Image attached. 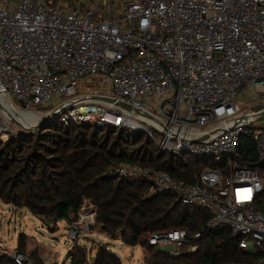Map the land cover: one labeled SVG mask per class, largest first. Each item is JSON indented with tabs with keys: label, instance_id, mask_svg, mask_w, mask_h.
I'll use <instances>...</instances> for the list:
<instances>
[{
	"label": "built area",
	"instance_id": "built-area-1",
	"mask_svg": "<svg viewBox=\"0 0 264 264\" xmlns=\"http://www.w3.org/2000/svg\"><path fill=\"white\" fill-rule=\"evenodd\" d=\"M63 3L0 0V118L27 129L7 106L34 113L60 97L54 112L65 125L141 132L160 154L203 161L192 182L140 165L115 173L147 183L148 197L170 194L206 211L204 231L227 227L241 251L259 255L234 264H264V171L234 160L249 138L264 166V107L244 111L264 100V0H105L100 16L65 12ZM93 79L108 83L101 96L131 105L144 122L94 100L81 86ZM67 225L74 249L95 233L96 208L86 201ZM203 232L153 234L148 242L180 257L199 251ZM9 256L35 264L18 251Z\"/></svg>",
	"mask_w": 264,
	"mask_h": 264
},
{
	"label": "trees",
	"instance_id": "trees-1",
	"mask_svg": "<svg viewBox=\"0 0 264 264\" xmlns=\"http://www.w3.org/2000/svg\"><path fill=\"white\" fill-rule=\"evenodd\" d=\"M234 160L242 167L264 171L249 138L241 140ZM124 164L161 170L192 182L206 163L160 154L141 132L91 123L65 125L48 117L38 128L0 139V201L29 211L48 227L59 221L71 224L88 201L96 208L99 231L112 240L120 238L127 246H141L143 264H234L259 256L241 251L240 238L233 237L227 227L204 231L209 219L206 211L183 206L170 194L148 197L147 183L115 173ZM170 231H186L189 238L204 231L199 251L169 257L149 244L150 235ZM18 252L43 264L26 252L24 236L19 238ZM0 264L15 263L11 256L1 255ZM71 264L123 262L106 245H99L92 256V249L78 244L71 251Z\"/></svg>",
	"mask_w": 264,
	"mask_h": 264
},
{
	"label": "rangeland",
	"instance_id": "rangeland-1",
	"mask_svg": "<svg viewBox=\"0 0 264 264\" xmlns=\"http://www.w3.org/2000/svg\"><path fill=\"white\" fill-rule=\"evenodd\" d=\"M49 1V0H48ZM117 2V0H115ZM105 0H95V3H91V0H65L63 3V10L65 12L73 9H82L83 13L87 12L93 15L100 16L97 12V7L104 5ZM88 81V82H87ZM87 84H83L82 88H90L93 82L86 80ZM100 86H108L104 80L98 81ZM89 85V86H88ZM91 94L101 96L103 93L97 92V90L90 91ZM248 94V92H247ZM246 94V95H247ZM60 97L53 99L40 109L34 111V113H25L15 109L14 107L7 106L10 112L19 119L23 125L27 128L41 124L44 118H58L60 116L54 115V110L60 105ZM264 107V100L261 103H254L252 109L245 108V113H251L253 110H258ZM114 111H119L118 108L109 107ZM131 118L144 122V119L135 113H127ZM264 116L259 117L258 122H263ZM145 125V123H143ZM147 125V124H146ZM149 126V125H148ZM20 126L16 121H5L0 118V139L6 140L10 134H16L19 131H28ZM68 225L65 221H59L57 225H51L48 227L40 218L32 215L29 211L20 208H14L11 205L4 204L0 201V256L12 255L15 251H18L20 236L25 237V248L28 254H34V260L36 257L41 259L43 264H71V251L73 250V244L67 239ZM112 240L105 234L101 233L97 228L95 233L86 237H80L78 244L80 246H87L92 249V256L95 254V249L99 245H106L108 248L119 255L123 264H143V258L145 252L141 246L130 247L123 244L118 238ZM160 251V248H157Z\"/></svg>",
	"mask_w": 264,
	"mask_h": 264
},
{
	"label": "water",
	"instance_id": "water-1",
	"mask_svg": "<svg viewBox=\"0 0 264 264\" xmlns=\"http://www.w3.org/2000/svg\"><path fill=\"white\" fill-rule=\"evenodd\" d=\"M94 100L98 101V102H102V103H106L112 107L118 108L119 110H123L129 114L131 113H135L140 115L141 117H145L146 115H144L143 113H141L140 111H138L137 109L133 108L131 105L125 104L120 102L117 99H114L112 97H105V96H95L93 97ZM54 115L57 116V112H54ZM260 116H264V110L260 113ZM39 126H41V124H37L35 126H30L27 129H35L38 128ZM115 129H117L115 126H112ZM160 252H162V250H160Z\"/></svg>",
	"mask_w": 264,
	"mask_h": 264
},
{
	"label": "crops",
	"instance_id": "crops-1",
	"mask_svg": "<svg viewBox=\"0 0 264 264\" xmlns=\"http://www.w3.org/2000/svg\"><path fill=\"white\" fill-rule=\"evenodd\" d=\"M15 1L16 0H8V2H10L11 4H14L15 3ZM88 82V81H87ZM87 82H83L82 84H81V86L83 85V84H87ZM89 82H93L92 84H93V86L92 85H90V88L91 89H93L94 91L95 90H97V92H101V93H109L110 92V90H109V88L105 85V86H102V85H98L97 84V82H98V79H93V80H91V81H89ZM89 86V85H88ZM117 241H119V240H117ZM121 241V240H120Z\"/></svg>",
	"mask_w": 264,
	"mask_h": 264
},
{
	"label": "bare ground",
	"instance_id": "bare-ground-1",
	"mask_svg": "<svg viewBox=\"0 0 264 264\" xmlns=\"http://www.w3.org/2000/svg\"><path fill=\"white\" fill-rule=\"evenodd\" d=\"M6 114L9 115V116H10V115L14 116V115L12 114V112H10V110H9L8 108L6 109ZM15 118H16V117H15ZM16 119H17V118H16ZM17 120L20 121L19 119H17ZM20 122H21V121H20ZM21 123H22V122H21Z\"/></svg>",
	"mask_w": 264,
	"mask_h": 264
}]
</instances>
